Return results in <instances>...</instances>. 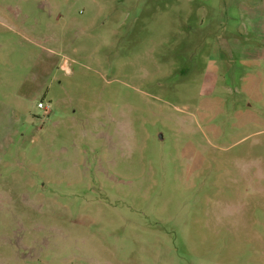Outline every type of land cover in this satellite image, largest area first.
Wrapping results in <instances>:
<instances>
[{
    "label": "rangeland",
    "instance_id": "rangeland-1",
    "mask_svg": "<svg viewBox=\"0 0 264 264\" xmlns=\"http://www.w3.org/2000/svg\"><path fill=\"white\" fill-rule=\"evenodd\" d=\"M0 264H264V0H0Z\"/></svg>",
    "mask_w": 264,
    "mask_h": 264
},
{
    "label": "built area",
    "instance_id": "built-area-1",
    "mask_svg": "<svg viewBox=\"0 0 264 264\" xmlns=\"http://www.w3.org/2000/svg\"><path fill=\"white\" fill-rule=\"evenodd\" d=\"M43 104L42 103H38V108H40V109H43Z\"/></svg>",
    "mask_w": 264,
    "mask_h": 264
}]
</instances>
